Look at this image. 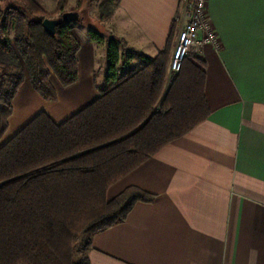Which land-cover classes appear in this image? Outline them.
I'll return each instance as SVG.
<instances>
[{
  "label": "trees",
  "instance_id": "1",
  "mask_svg": "<svg viewBox=\"0 0 264 264\" xmlns=\"http://www.w3.org/2000/svg\"><path fill=\"white\" fill-rule=\"evenodd\" d=\"M70 1L54 11L37 0L0 1V264H91L93 237L155 199L137 187L109 199V189L211 115L206 60L190 54L170 71L174 28L154 57L91 29L107 49L100 96L60 123L41 112L5 141L27 78L47 101L58 96L53 78L64 87L79 79L81 43L62 21ZM95 1L78 0L76 11L82 17ZM120 1H102L99 19H111ZM46 19L61 20L55 35Z\"/></svg>",
  "mask_w": 264,
  "mask_h": 264
},
{
  "label": "crops",
  "instance_id": "2",
  "mask_svg": "<svg viewBox=\"0 0 264 264\" xmlns=\"http://www.w3.org/2000/svg\"><path fill=\"white\" fill-rule=\"evenodd\" d=\"M183 13L184 0H121L101 26L124 49L154 57L173 28L175 49ZM208 15L220 45L196 55L207 62L211 115L109 189V199L130 187L155 199L93 237L91 264H264V0H208ZM71 26L78 81L53 78L58 96L47 101L27 78L5 141L41 112L60 123L100 96L106 46Z\"/></svg>",
  "mask_w": 264,
  "mask_h": 264
},
{
  "label": "built area",
  "instance_id": "3",
  "mask_svg": "<svg viewBox=\"0 0 264 264\" xmlns=\"http://www.w3.org/2000/svg\"><path fill=\"white\" fill-rule=\"evenodd\" d=\"M218 34L208 15V0H184L181 29L172 56L170 71L179 73L190 54H200L207 46L219 48Z\"/></svg>",
  "mask_w": 264,
  "mask_h": 264
},
{
  "label": "rangeland",
  "instance_id": "4",
  "mask_svg": "<svg viewBox=\"0 0 264 264\" xmlns=\"http://www.w3.org/2000/svg\"><path fill=\"white\" fill-rule=\"evenodd\" d=\"M42 6L45 7V9L49 10V11H54L57 7L58 4V0H37ZM105 0H96L95 3L92 5L91 8H89L86 12L83 13V21L82 22H74L71 23L72 25L77 27V32L81 33L83 31H89V30H97L99 32H101L104 35V31H102V26L101 24H103V22L99 19L100 18V14H99V9H98V5ZM77 4H78V0H71L70 1V6L68 8L67 11H76L77 8ZM105 27V25H104ZM120 51L121 53L123 52L122 48L120 47ZM106 55V53L104 54V52H100L99 54V63L101 61H105L104 60V56ZM101 56H103V59L100 58ZM107 61V60H106ZM124 61H127V58H122V60L120 61V63H124ZM137 64V63H136ZM107 68L104 69V71L99 70V77H102L103 73L106 72Z\"/></svg>",
  "mask_w": 264,
  "mask_h": 264
},
{
  "label": "water",
  "instance_id": "5",
  "mask_svg": "<svg viewBox=\"0 0 264 264\" xmlns=\"http://www.w3.org/2000/svg\"><path fill=\"white\" fill-rule=\"evenodd\" d=\"M62 21L71 24L74 22H82L83 18L81 17L80 13L77 11H67L62 15ZM60 23L61 20L59 19H46L43 23V26L50 35H55L56 28Z\"/></svg>",
  "mask_w": 264,
  "mask_h": 264
}]
</instances>
